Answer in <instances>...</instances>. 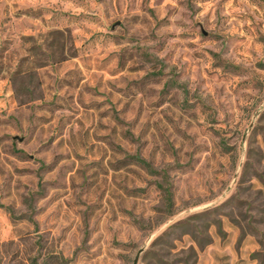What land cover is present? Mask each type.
Here are the masks:
<instances>
[{
  "label": "rangeland",
  "instance_id": "1",
  "mask_svg": "<svg viewBox=\"0 0 264 264\" xmlns=\"http://www.w3.org/2000/svg\"><path fill=\"white\" fill-rule=\"evenodd\" d=\"M140 249L264 264V0H0V264Z\"/></svg>",
  "mask_w": 264,
  "mask_h": 264
},
{
  "label": "trees",
  "instance_id": "2",
  "mask_svg": "<svg viewBox=\"0 0 264 264\" xmlns=\"http://www.w3.org/2000/svg\"><path fill=\"white\" fill-rule=\"evenodd\" d=\"M133 159H134V161H136V162H138V163H140V164H146V165H148V162L145 160V159H143V158H141L140 156H138V155H132L131 156ZM167 193H168V199L172 202V192H171V190H167ZM62 259V262H64V261H66L67 259H65L64 257H61Z\"/></svg>",
  "mask_w": 264,
  "mask_h": 264
},
{
  "label": "water",
  "instance_id": "3",
  "mask_svg": "<svg viewBox=\"0 0 264 264\" xmlns=\"http://www.w3.org/2000/svg\"><path fill=\"white\" fill-rule=\"evenodd\" d=\"M143 249H140V251L138 252L137 256H136V259L134 261V264H137V261H138V257H139V254L142 252Z\"/></svg>",
  "mask_w": 264,
  "mask_h": 264
}]
</instances>
